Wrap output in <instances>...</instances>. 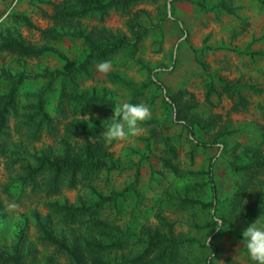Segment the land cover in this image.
Instances as JSON below:
<instances>
[{
    "label": "rangeland",
    "instance_id": "1",
    "mask_svg": "<svg viewBox=\"0 0 264 264\" xmlns=\"http://www.w3.org/2000/svg\"><path fill=\"white\" fill-rule=\"evenodd\" d=\"M67 5V0H0V37L19 36L32 45H52L77 59L83 52L81 39L66 36L47 42L40 30L72 32L81 27L97 33L106 28L129 34L128 23H139L147 31L137 49L124 47L109 53L94 62L90 74L79 78L78 84L104 90L115 103H144L152 117L143 124L141 135L108 143L102 133L106 120L114 115L112 107L79 114L72 105L59 104L57 82L48 86L44 72L67 69L60 57L53 53L29 57L0 50V96L10 91L12 77L19 80L15 106L0 134V250L11 253L23 231L24 264H71L51 244L38 239L36 216L59 233L64 226L49 214L47 203H88L98 192L110 198L101 210L110 224L144 236L148 228L163 232L170 223L183 241L179 264H252L242 232L258 218L264 219V173L251 178L231 163H246L252 147L264 153L261 0H137L126 9L110 8L103 18L94 14L66 22L54 17L57 9ZM21 16L34 27L25 25ZM106 60L112 63L111 71L98 73L97 65ZM219 77L247 86L243 90L245 109L234 107L235 99L223 91ZM39 92L51 126L44 123L34 135L24 124V112ZM76 119L102 126L98 136L89 139L119 158L123 169L101 171L74 187H63L55 196H46L40 186L33 188L24 180L25 166H35L34 156L42 150L61 152L65 143L70 152H79L85 137L65 134L63 129ZM210 163L217 188L214 206L179 202L184 194L204 202L212 200L203 173ZM111 198L116 199L115 204ZM13 201L19 207L9 210L7 205ZM218 220L223 222L220 230ZM84 227L75 229L74 235H84Z\"/></svg>",
    "mask_w": 264,
    "mask_h": 264
},
{
    "label": "trees",
    "instance_id": "2",
    "mask_svg": "<svg viewBox=\"0 0 264 264\" xmlns=\"http://www.w3.org/2000/svg\"><path fill=\"white\" fill-rule=\"evenodd\" d=\"M68 5L57 9L54 13L60 21L75 22L89 15L97 14L100 18L112 7L126 9L137 0H67ZM264 5V0H261ZM25 25L33 26L25 16H21ZM47 42H57L66 36L81 39L83 45L82 55L77 59H70L61 54L52 45H32L19 36L3 35L0 37V50L16 52L24 56L39 57L47 53H53L60 57L67 65L65 70L46 71L42 75L48 79V86L53 82L58 83L59 104L63 101L72 105L73 112L85 114L97 107H113L116 103L107 97L104 90L80 88L78 79L89 75L93 63L105 58L120 48L128 47L135 51L145 35L147 29L139 23L129 22L128 33H115L106 28H101L94 33L78 27L72 32L60 31L55 28L40 30ZM193 51H196L193 49ZM24 76V75H23ZM21 76V77H23ZM118 81L129 86L126 80L117 77ZM11 89L0 96V134L6 124V117L15 106L14 94L16 83L19 81L12 77ZM224 92L235 99L234 107L243 110L247 107V98L243 90L247 86L238 82H231L224 78H218ZM45 100L42 93L36 94V100L28 105V111L24 112V124L32 128L36 135L45 123L51 126V119L45 111ZM102 126L98 123L88 124L79 120L67 122L63 129L65 134L84 136V143L79 152H70L68 146L61 152L42 150L34 156L36 165L25 166L27 179L33 188L41 187L46 196H55L63 187H74L82 180H88L101 171L111 172L121 170L123 166L119 158L98 142H92L89 136H98ZM146 148L150 145L147 142ZM250 156L246 163L231 165L247 173L251 178L256 174L264 173V153L259 148H250ZM167 164L170 165L168 161ZM173 167V165H172ZM176 169V168H175ZM206 175L207 185L211 190L212 200L204 202L187 194L179 197V202L187 205H199L203 208L213 207L217 199L214 165L210 163L203 172ZM39 177V180L37 179ZM132 183V185H134ZM96 199L90 202H81L78 205L67 201L52 200L47 203L49 214L57 218L64 228L59 233L47 226L46 222L36 216L35 226L38 239L42 243L51 244L57 252L64 254L71 264H179V247L182 240L175 235L172 225L167 223V230L148 228L144 236H140L130 228L121 225H113L101 216V210L105 202L110 198L95 192ZM114 204L115 198H111ZM166 224V222H165ZM85 225V234L80 238L74 235V230ZM69 230V235L64 233ZM23 231L18 241L13 246L12 252L0 250V264H24L25 254L22 252V243L25 242Z\"/></svg>",
    "mask_w": 264,
    "mask_h": 264
},
{
    "label": "clouds",
    "instance_id": "3",
    "mask_svg": "<svg viewBox=\"0 0 264 264\" xmlns=\"http://www.w3.org/2000/svg\"><path fill=\"white\" fill-rule=\"evenodd\" d=\"M112 69L111 61H104L97 65L96 71L107 74ZM114 115L108 121L105 131L102 133L106 142L111 143L128 140L137 137L144 132L143 124L152 117L151 109L144 103L133 104L129 102H117L113 107ZM9 210L18 209L19 205L13 201L7 205ZM220 230L222 221H217ZM243 245L252 264H264V219L258 218L242 232ZM210 237H207V244Z\"/></svg>",
    "mask_w": 264,
    "mask_h": 264
}]
</instances>
